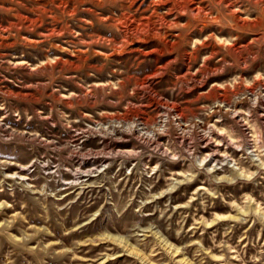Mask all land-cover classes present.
<instances>
[{"label": "rangeland", "instance_id": "1", "mask_svg": "<svg viewBox=\"0 0 264 264\" xmlns=\"http://www.w3.org/2000/svg\"><path fill=\"white\" fill-rule=\"evenodd\" d=\"M0 264H264V0H0Z\"/></svg>", "mask_w": 264, "mask_h": 264}]
</instances>
